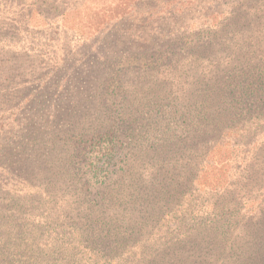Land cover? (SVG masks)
Listing matches in <instances>:
<instances>
[{
  "label": "rangeland",
  "instance_id": "obj_1",
  "mask_svg": "<svg viewBox=\"0 0 264 264\" xmlns=\"http://www.w3.org/2000/svg\"><path fill=\"white\" fill-rule=\"evenodd\" d=\"M232 1L0 0V159L19 161L28 177L50 172L51 160L63 155L64 149L58 148L83 137L82 121L87 125L85 117H90L87 96L76 93L71 85L79 90L100 81L106 88L101 93L140 76L136 89L147 87L140 98L148 100L135 109L133 125L149 127L158 118L161 124L155 136L160 138L154 141L161 140L164 130L172 131L183 118V112L180 117L175 113L183 110L176 96L186 87L193 88L196 80L186 79L182 71L207 73V60L197 66L185 56L195 54L194 49L209 40V23L219 20ZM178 52L180 56L170 65L174 67L162 72L161 64H171L166 62ZM152 66L162 72L152 78L155 83L147 77ZM250 81L243 79L240 85H250ZM252 84L253 90L258 88L257 97H240L241 104L235 108L242 105L243 110L233 120L218 111L210 119L188 121L189 127L199 125L200 137L207 141L220 140L225 130L227 135L199 161L195 188L188 197L191 219L184 228L188 237L189 232L193 234L197 253L224 258L223 245L238 248L244 241L242 249L252 252L249 264H264V81L263 87L257 86L256 78ZM153 95L160 97L156 103L150 100ZM250 105L252 109H247ZM74 163L78 169V158ZM5 174L0 169V201L5 200V188H23L22 179ZM35 192L23 190L22 195L33 198L23 203L21 230L4 238L9 252H0L4 255L0 264H110L102 263L101 257L59 252L67 246L70 234L61 226L45 223L53 216L51 204L44 194ZM170 227L179 232L175 224ZM223 232L228 234L222 239ZM211 238L215 248L208 243ZM162 242L153 239L150 244L158 248ZM101 245L94 252L139 251L135 239L115 247Z\"/></svg>",
  "mask_w": 264,
  "mask_h": 264
},
{
  "label": "trees",
  "instance_id": "obj_2",
  "mask_svg": "<svg viewBox=\"0 0 264 264\" xmlns=\"http://www.w3.org/2000/svg\"><path fill=\"white\" fill-rule=\"evenodd\" d=\"M220 14L223 15L219 20L209 23V40L196 48L198 51L194 49L195 54L185 56L197 66L199 61L207 60V73L182 71L186 79L190 76L196 80L193 88L186 87L176 96L175 100L181 101L183 110L175 113L180 117L183 112V118L172 131L166 128L161 140L154 141L160 138L155 136L159 131L158 124H161L156 121L158 118H154L149 127L133 125L135 109L148 100L140 98L147 87L136 89L137 81L142 79L140 76L123 81L117 90H110L107 86L109 91L101 93L100 89L105 85L100 81L80 86L79 90L76 85H71L76 93L87 96L84 98L85 107L90 117H85L87 125L82 121L83 137L75 141L70 139L58 148L64 149L63 155L51 160L50 172L28 177L29 174L20 170L19 161L14 159L4 163V159H0V169H4L5 175L23 181L20 183L22 191L21 188H5V200L0 201V252H9L4 247V238L21 230L19 220L23 203L33 198L22 195L27 187L44 194L51 204L53 216L45 223L61 226L70 234L67 246L59 251L67 256L88 254L101 257L102 263L110 264L251 262L252 252L242 249L244 241L238 248L227 243L223 245L224 258L215 254L207 256L206 252L197 253V243L192 242L193 234L189 232L188 237L184 228L186 220L191 219L188 197L191 195L189 191L195 188L199 161L227 135L225 130L220 140L207 141L201 138L199 125L189 127L188 121L205 120L206 116L210 119L218 111L228 115L225 116L228 121L233 120L243 110L242 105L235 108L241 104L240 97H257L255 90L258 88H251L252 80L256 78L257 86L264 81V0H233L231 6ZM176 54L180 52L172 53L170 61L166 62L171 64L160 63L162 72L174 67L170 65L180 56ZM161 71L152 66L147 77L155 83L152 78ZM243 79H250V85L241 86ZM237 88L240 90L235 93ZM159 99V95H153L150 100L156 103ZM228 99L230 102L227 103ZM221 123L217 122V125ZM203 133L207 134L206 130ZM75 158H78V169L74 167ZM184 204L185 209H181ZM171 224H175L178 233L171 229ZM161 234L164 237L161 238ZM226 234L221 233V238ZM131 239L138 243V252H94L103 243L115 247ZM153 239H163L164 242L156 248L154 243L150 244ZM84 248L93 252H82ZM212 248H215L214 243ZM0 261L4 262V255L0 256Z\"/></svg>",
  "mask_w": 264,
  "mask_h": 264
}]
</instances>
